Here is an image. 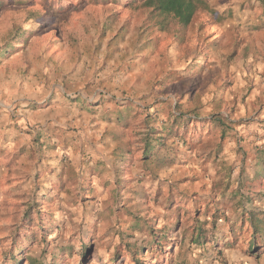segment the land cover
I'll return each mask as SVG.
<instances>
[{
	"label": "clouds",
	"instance_id": "9594fccd",
	"mask_svg": "<svg viewBox=\"0 0 264 264\" xmlns=\"http://www.w3.org/2000/svg\"><path fill=\"white\" fill-rule=\"evenodd\" d=\"M158 3L0 0V264H257L264 0Z\"/></svg>",
	"mask_w": 264,
	"mask_h": 264
},
{
	"label": "rangeland",
	"instance_id": "374dc122",
	"mask_svg": "<svg viewBox=\"0 0 264 264\" xmlns=\"http://www.w3.org/2000/svg\"><path fill=\"white\" fill-rule=\"evenodd\" d=\"M91 3H92V5L94 7L98 8V9H103V8L107 7L108 4L111 3V4L116 5L119 8H122L124 11H127L131 7H134L135 4H136V3H131L130 0H129V2L123 3V4L120 3L119 0H91ZM85 6H87V5H85ZM120 15H123V12H120V13H118V14H116L113 17L110 18L111 21H112V24H114L115 21L119 19ZM133 22H134V20H129L128 25H127V29L128 30H131ZM196 31L202 32L203 31V26H201L200 28L196 29L194 27V20H193V22H191L190 25L185 29V34L187 35L189 32H191V33H193V35H195ZM164 33H165V30H161V36L155 43V48L157 50L162 48L165 45V43H166V41L164 39ZM103 35L106 37L107 36V31H104ZM124 38H126V36L125 37H120L119 34H118L117 37H114L113 39L114 40L119 39V40L122 41ZM117 50H119V49L117 48ZM4 183L5 182L3 180V177H0V188L3 187ZM5 203L6 202L0 200V208H2ZM244 223H245V226H246L248 224V221L245 220ZM255 227H256L257 230L254 232V240H253L254 244H253V247L251 249H249V254L257 262V264H259V261L264 259V221L256 222L255 223ZM258 234H260V235H258ZM240 235L241 236L244 235L243 227L240 230ZM238 239H239V237H238ZM114 264H116L115 261H114Z\"/></svg>",
	"mask_w": 264,
	"mask_h": 264
},
{
	"label": "trees",
	"instance_id": "16d2710c",
	"mask_svg": "<svg viewBox=\"0 0 264 264\" xmlns=\"http://www.w3.org/2000/svg\"><path fill=\"white\" fill-rule=\"evenodd\" d=\"M130 2L137 3L138 0H130ZM199 2L200 0H188V3L185 4L183 0H159L156 9H154V12L150 15L155 16L162 12H168V13L174 12L177 16L181 17V21L185 31V29L189 26V24L192 22L193 18L196 15L197 4ZM165 27L166 26L162 25L161 30H165ZM256 230L257 229L255 227V231ZM253 244L254 241L249 249L253 247Z\"/></svg>",
	"mask_w": 264,
	"mask_h": 264
},
{
	"label": "crops",
	"instance_id": "0c3cea01",
	"mask_svg": "<svg viewBox=\"0 0 264 264\" xmlns=\"http://www.w3.org/2000/svg\"><path fill=\"white\" fill-rule=\"evenodd\" d=\"M192 22H193V20H192ZM190 25V24H189Z\"/></svg>",
	"mask_w": 264,
	"mask_h": 264
}]
</instances>
